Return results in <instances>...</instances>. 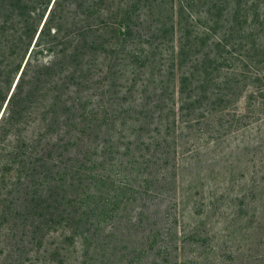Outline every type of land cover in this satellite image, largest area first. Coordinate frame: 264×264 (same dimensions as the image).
<instances>
[{
  "label": "trees",
  "instance_id": "obj_1",
  "mask_svg": "<svg viewBox=\"0 0 264 264\" xmlns=\"http://www.w3.org/2000/svg\"><path fill=\"white\" fill-rule=\"evenodd\" d=\"M0 264H264V0H0Z\"/></svg>",
  "mask_w": 264,
  "mask_h": 264
},
{
  "label": "rangeland",
  "instance_id": "obj_2",
  "mask_svg": "<svg viewBox=\"0 0 264 264\" xmlns=\"http://www.w3.org/2000/svg\"><path fill=\"white\" fill-rule=\"evenodd\" d=\"M229 143H220V145H217V147H214V149L206 151L205 156L206 158L210 159V165H222V163H225L227 165L228 161H237L238 164L242 160H245L246 153L244 149H238L235 146H229Z\"/></svg>",
  "mask_w": 264,
  "mask_h": 264
}]
</instances>
